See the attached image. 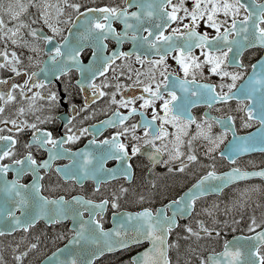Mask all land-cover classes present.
<instances>
[{
    "label": "snow or ice",
    "instance_id": "6c2138e0",
    "mask_svg": "<svg viewBox=\"0 0 264 264\" xmlns=\"http://www.w3.org/2000/svg\"><path fill=\"white\" fill-rule=\"evenodd\" d=\"M82 7L85 10L82 11ZM29 8H35L36 12L23 19ZM221 15L223 19H219ZM201 22L215 35L199 31ZM37 24L46 26L52 35H48L43 27H34ZM109 42H114L117 47L109 50ZM0 45V72L25 77L21 84L12 77L0 76V237L18 230L27 232L44 217L50 224L59 223L68 218L69 209L79 206L74 208L71 217L77 224L75 234L63 248L53 252L45 264H95L104 253L119 252L145 241L150 242L151 247L133 257L130 264H172L168 251L173 247L178 250L179 246L169 243V235L179 226L178 218L190 217L199 197L221 191L235 181L264 177V170L248 172L239 167L224 175L208 171L183 196L155 212L145 209L136 214H124L110 231L104 230L97 217L102 216L110 203L112 208H119L118 202L128 193L127 188L113 192L111 201L103 199L96 203L82 197H73L71 201L63 196L48 199L41 195L40 184L43 180L40 171L51 170L52 162L59 158L69 159L70 164L57 168V173L65 180H95L97 192L99 185L108 180L131 179L130 161L142 154V148L148 149L143 154L151 163H168L161 157L171 143L169 160L180 159L185 155L180 150L182 135L186 134L189 125L196 123L191 109L200 104L211 109L216 104L235 100L238 111L243 113L241 126L248 128L253 122L259 124L255 134L239 136L235 117H213L205 113L196 127L198 136L207 142L206 156L214 158L213 153L223 144L228 132L232 133V140L220 155L233 164L242 153L257 146L264 151V59L252 65V75L246 80L247 70L239 59L242 49L264 46V3L260 0H192L191 10L185 6V0H121L120 4L102 7H85L74 0H7V3L0 0ZM9 45L26 48L33 54L27 57L28 65L17 51L9 50ZM125 45H130L127 51L123 50ZM85 47L92 49L87 65L80 59ZM196 49L200 50V56L194 55ZM41 56L47 58L41 59ZM169 57L179 66L182 77L170 71ZM200 57H203L202 61ZM226 62L241 71L226 70L223 67ZM205 64L210 65L212 75L231 82L198 83L196 70ZM31 65H36L39 71L29 70ZM72 70L81 73V79L76 82L80 91L91 90V96L85 97L84 110L105 96H109L110 106L115 105L109 118L101 122L102 126L118 129L110 138L97 140L100 126L96 125L92 126L96 131L88 127L73 131L71 119L67 122L66 134L59 139L39 127L53 120L52 116L43 113L60 101L57 93L49 91L45 95L40 90ZM100 77L104 79L97 84ZM113 79L114 84L111 83ZM238 81L244 82L238 86ZM106 88L113 91L106 92ZM136 89L140 90L139 95L135 94ZM9 105H16L15 110H9L5 115ZM148 109H151L150 117ZM28 116L33 120L29 121ZM137 116L138 122L128 123ZM212 122L221 125L225 131L213 136ZM169 126L175 132L170 133ZM26 129L33 131L32 140L26 145V154L17 157L16 136ZM138 132L142 134L138 135ZM84 135L92 136L87 150L72 152L63 147ZM169 136L173 137L171 141ZM33 147L46 151L48 159L38 162L32 154ZM197 159L195 154H187L186 162L181 161L178 171L183 172L188 162ZM6 160L9 163H5ZM110 160L117 162L115 168L106 167ZM9 173L15 178L9 179ZM24 176H32L33 182L22 183ZM212 181L219 183H209ZM245 194L242 191L240 195ZM49 206H53L51 210ZM86 212L88 219H84ZM208 214L211 215V211ZM259 227L261 225L253 218L248 231L255 235L225 241L222 251L206 258L199 257V264H264V255L260 251L264 248V231H257ZM185 232L189 238L196 239L220 236L216 227L209 228L203 220L197 222L195 229L186 226ZM89 244L94 247L85 248ZM36 248L37 244H30L26 251L15 255L14 260L22 264L24 257ZM0 264H4L2 257ZM185 264L190 261L186 260Z\"/></svg>",
    "mask_w": 264,
    "mask_h": 264
},
{
    "label": "flooded vegetation",
    "instance_id": "af4514ba",
    "mask_svg": "<svg viewBox=\"0 0 264 264\" xmlns=\"http://www.w3.org/2000/svg\"><path fill=\"white\" fill-rule=\"evenodd\" d=\"M77 0H74V2ZM264 0H260L263 2ZM175 2V0H174ZM250 2V0H248ZM78 3L85 5V7H97V6H105L109 4H120L121 0H92L91 2L80 0ZM185 6L188 7L190 10L192 8V0H185ZM82 11L85 10L83 7ZM7 18V17H5ZM23 19H28V17L24 16ZM219 19H223L221 15ZM188 21L185 20V23ZM175 26V25H173ZM34 27H43V30L48 34L52 35L49 29L42 24L34 25ZM119 29V25H117ZM223 30V29H222ZM199 31H208L210 35H215V32L212 29H206L204 27V23L201 22ZM65 35L67 31L65 30ZM2 47V45H0ZM41 47L43 45L41 44ZM117 46L114 42H109V50L115 49ZM130 48V45H125L124 49L127 51ZM9 50L17 51V54L21 56L22 60L24 61L25 65H28L27 57L33 55L29 52L26 48H13L12 45H9ZM242 54L240 55L239 59L244 64L246 68L245 79L249 76L252 72V65L256 64L264 54V48L257 45L255 47H249L246 49H242ZM92 49L90 47H85L80 59L83 61L84 64L88 63L91 59ZM195 56H200V50L196 49L194 51ZM47 57L41 56V59H46ZM201 61L203 57H200ZM229 60L230 54H229ZM117 63H120L119 61ZM167 63L171 66L170 71L173 72L174 75L178 74L181 77L183 73L181 72L179 66L176 62L169 57ZM40 66H43L42 64ZM137 67H139L137 65ZM223 67L230 71H241L240 69L236 68L234 65H229V63H225ZM29 70L31 71H39V68L36 65L29 66ZM196 80L198 83H206V84H213L219 85L221 83H230V80H221L219 76L212 75L210 72V65H203L201 69L196 70ZM202 73V75H201ZM0 76L3 78L12 77V79L23 83L25 77H15L14 74L9 73L7 71L0 72ZM109 76H112V73L109 72ZM81 79V73L77 70H72L71 72L67 73L66 75L62 76L59 80H52L51 84L46 86L44 89L40 90L43 94L47 95L49 91L57 93L60 97V101L54 107L50 109V111H45L44 115H50L53 117V120L46 124H41L39 127L42 130L49 131L52 133L53 137L59 139L60 137L66 134L68 125V120L71 119V127L73 131L78 129L88 127L91 131H96L92 128L93 125L100 126V131L97 133V140H103L106 138H110L113 134H115L118 129L112 127L102 126L101 122L108 119L111 115L112 111L115 110V105L109 104V96H105L102 99L98 100L95 104H91L87 110H84L85 104V97L91 96V90L86 89L85 91H80L79 86L77 85V81ZM103 77H100L96 80L97 84H100ZM124 82V81H122ZM244 81H238V85ZM111 83H115V80H111ZM106 92L111 93L113 91L112 88L104 89ZM227 89H225L226 91ZM135 94L139 95L140 90H134ZM219 91V88H217ZM19 99V98H18ZM119 99V96H117ZM73 106H75V111H73ZM139 106V102H137V107ZM16 105H9L8 109H6L5 115L9 114V110L14 111ZM124 114H127L125 109H121ZM193 118L196 123H192L186 129V134L182 135L183 143L180 146L181 152L185 153L180 159L175 161L174 163L168 165V163H151L147 155L143 153L147 152V148H142L140 155H137L132 158L130 161L132 164V177L131 179H127L124 177H119L117 179L101 183L99 185L100 190L97 192L95 189L97 187V183L95 180L87 179L81 182H77L75 180H65L63 176L56 172L57 168H64L65 165L70 164V160L67 158H59L52 162L51 170H41L40 175L43 177L41 180L42 185V192L47 195L48 197H59L63 196L66 199L75 197V196H82L85 199H90L94 202L99 203L103 199H109L111 201L112 193L118 192L121 188H127L129 191L127 194L123 195L119 200V208H112L111 203L107 206V212L105 216H100L99 219L104 225L109 224V217L110 213L128 210V209H141L145 206H151L152 208H156L155 206H159L165 204L167 202L169 195L175 196L179 194V184H174L172 180L176 179H189L192 177H199L202 174L207 173L210 169H217L220 168L218 163L222 162V160L217 158L215 154L214 157L217 159L216 162L215 158L213 160L217 164H212V158L206 156L205 148L207 142L198 136V129L196 127L197 123L202 122L205 113H212L215 114L216 117H226L231 115L235 117V129L237 132H242L243 127L241 126V117L243 113L238 111V104L237 101L233 100L228 104H216L213 108H208L207 105L200 104L196 107L192 108ZM94 113V115H90ZM149 117L151 115V109H148ZM74 117V118H73ZM86 117H88L86 119ZM29 121L33 120L32 116L26 117ZM139 117H133L128 123L138 122ZM258 123L253 122L252 126H257ZM168 131L175 132V129L168 127ZM212 135L219 136L223 131H225L221 125L212 122ZM7 134V133H5ZM138 135L142 133H137ZM33 131L30 129H26L23 132L17 134L16 138L18 140V144L16 145V153L17 157H22L28 149L26 145L29 144L32 140ZM229 138V132L225 137L224 141H227ZM92 139L91 135H84L81 136L80 139L74 143L65 144L63 147L69 149L72 152H79L81 150H87L88 148V141ZM126 144H130V142L125 139L121 138ZM173 137L169 136L168 140L171 141ZM189 141L191 144L189 145ZM167 142V141H165ZM160 144L161 142H157ZM50 147V146H49ZM172 149V144H168V149L164 151V159L163 161H167L169 157V152ZM33 156L37 159L38 162H42L43 160L48 159V153L42 149H37L33 147L31 149ZM129 152H131V147H129ZM195 154L197 156V161L195 162H188V166L185 168L183 172L178 171V168L181 164V161L186 162L187 154ZM243 161V160H242ZM241 161V162H242ZM5 163H9V161H5ZM117 166V162L114 160H110L107 162L106 167L108 168H115ZM239 167V164H237ZM173 169L169 171V169ZM15 176L13 173H9L8 178L13 179ZM34 179L32 176H24L21 180L22 183H28L30 180ZM167 180H171L172 184L168 186ZM168 186V187H167ZM165 189V190H164ZM165 191V195L163 194ZM143 197V199H141ZM123 253V252H122ZM122 253L117 254L116 256H120Z\"/></svg>",
    "mask_w": 264,
    "mask_h": 264
},
{
    "label": "rangeland",
    "instance_id": "374dc122",
    "mask_svg": "<svg viewBox=\"0 0 264 264\" xmlns=\"http://www.w3.org/2000/svg\"><path fill=\"white\" fill-rule=\"evenodd\" d=\"M77 1H80V0H77ZM85 1L91 2L92 0H85ZM5 3H7V0H5ZM33 13H35L34 10H33ZM207 146L208 145H206V147ZM221 146H222V144L220 145V148H221ZM215 153H213V154H215ZM177 160L178 159L170 161L169 157H168V159H167V161H169L168 165L174 163ZM212 161H214L213 158H212ZM172 182H174V184H179V186L182 185V187H183L185 185V183L187 182V179H176V180H172ZM172 182H168V184H172ZM238 190H239V194H237L236 192L235 193L232 192L230 194H227L224 202H215V201L205 202L203 205V208L206 209L207 206L209 207V206H212L211 204L215 205L218 203L219 206H221V205L227 206L229 204H233V207H234V206L238 205L242 209L244 207H246V210H247L249 204H251V203L254 204L256 197H262V195H261L262 189H261L260 185L259 186L247 185L246 187H241ZM242 191L246 192V194L243 197H241V195H240ZM253 204H251V205H253ZM38 230H39L38 231L39 237L47 239V242L36 240L37 248L35 250V253L32 254L33 251L28 253V255L26 257H24L22 264H34L38 260L39 257L47 254L49 251H51L52 249H54L55 247L60 245L62 242H64L70 236V232L68 231V228H66V226H63V225L56 227L54 230L48 229V231H45L41 228H39ZM31 233H28V235L31 236ZM36 234H37V231H34V235H36ZM15 238L22 239L23 243L20 245H16V243H12L13 244V246H12V245H10L11 243L7 242V240H5V241L0 240V257H2L3 260L8 262V263H10L12 260L15 261L14 260L15 255H18L22 251H26L27 246H28L27 244H29L31 242V241H28V240H30V238L29 239L23 238L21 235L15 237ZM221 239L222 238L220 236L212 238V244L216 245L218 240H221ZM48 241H49V243H48ZM8 246H11L10 250L12 253L8 250L7 254L4 255L3 254L4 252H2V247H4L3 249H6V248H8ZM122 262L123 261L121 260V258L117 259V260L112 259V260H109L108 264H119V263L121 264ZM15 263L17 264L16 261H15Z\"/></svg>",
    "mask_w": 264,
    "mask_h": 264
},
{
    "label": "water",
    "instance_id": "95a60500",
    "mask_svg": "<svg viewBox=\"0 0 264 264\" xmlns=\"http://www.w3.org/2000/svg\"><path fill=\"white\" fill-rule=\"evenodd\" d=\"M41 219H45V220H46V219H47V217H44V218H41ZM233 241H234V240H233Z\"/></svg>",
    "mask_w": 264,
    "mask_h": 264
}]
</instances>
